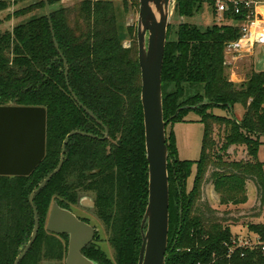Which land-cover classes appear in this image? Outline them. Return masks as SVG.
<instances>
[{
  "label": "trees",
  "instance_id": "obj_1",
  "mask_svg": "<svg viewBox=\"0 0 264 264\" xmlns=\"http://www.w3.org/2000/svg\"><path fill=\"white\" fill-rule=\"evenodd\" d=\"M20 1L0 0V13ZM61 1L48 0L51 24L41 0L11 16L38 14L0 33V107L47 111L46 156L41 165L29 177L0 176V264H14L29 243L34 210L40 230L21 264H65V239L50 234L44 223L54 202L71 209L86 197L94 200L115 259L96 244L86 247L84 256L98 264H138L149 169L137 29L126 25L127 10L116 0L54 7ZM204 3L218 15L213 0H176L174 16L180 23L175 31L171 24L168 28L162 74L167 128L186 122L193 112L204 133L199 161H181L174 132L166 129L170 229L165 264H264V223L248 226L259 245L244 247L232 233L233 220L230 227L203 201L212 169L210 181L222 206L246 205L247 185L252 182L264 214V164L257 158L264 145V70H251L243 83L231 81L227 55L242 37L246 17L229 11L223 17L231 24L206 29L184 21L199 14ZM126 41H131L130 48L124 47ZM75 131L94 137L69 139L61 171L36 195L32 206L31 194L57 169L64 141ZM232 147H244L249 159L226 160ZM194 164L197 174L188 191Z\"/></svg>",
  "mask_w": 264,
  "mask_h": 264
},
{
  "label": "water",
  "instance_id": "obj_2",
  "mask_svg": "<svg viewBox=\"0 0 264 264\" xmlns=\"http://www.w3.org/2000/svg\"><path fill=\"white\" fill-rule=\"evenodd\" d=\"M44 2L46 15L51 24L49 2L48 0ZM173 3L174 0H140L137 39L149 169V199L141 225L142 246L138 264H165L169 243L170 188L166 134L169 121H165L163 114L162 74ZM51 29L53 32L52 25ZM53 37L55 47L59 51L54 33ZM65 65H67L66 62ZM73 96L78 101L74 94ZM84 110L97 120L90 111L86 108ZM77 135L94 137L78 131L68 135L63 144L59 166L31 194L32 206L36 195L44 190L61 171L66 145L71 137ZM46 136L47 111L45 108L0 107V176H31L45 159ZM34 213L35 227L32 237L14 264H21L37 240L40 221L36 210ZM47 231L53 235L70 237L66 264H97L82 254L83 249L93 242L95 230L81 222L70 211L54 204L47 221Z\"/></svg>",
  "mask_w": 264,
  "mask_h": 264
},
{
  "label": "rangeland",
  "instance_id": "obj_3",
  "mask_svg": "<svg viewBox=\"0 0 264 264\" xmlns=\"http://www.w3.org/2000/svg\"><path fill=\"white\" fill-rule=\"evenodd\" d=\"M41 0H23L20 1V4L17 6V8L14 9V12L27 8L28 6L34 4L35 2H39ZM83 0H62L59 3H56L54 7L59 6H73ZM238 1H246V0H238ZM249 1V0H248ZM116 3L124 6V8L127 10L126 13V25L127 26H134L136 29H138V21H139V11H140V0H116ZM176 0H174V3L172 4V14H171V20L170 24L173 26L174 31L178 27L180 23V19L175 18L174 16V8H175ZM264 10V9H263ZM7 12L0 13V33L6 32V31H12L13 28L19 24L20 22H23L27 20L29 17H31L34 14H38L39 11H35L33 14L25 16V17H14L12 18L11 14H8ZM13 12V13H14ZM218 14V13H217ZM11 16V18H10ZM184 21L189 22L190 24L196 25L198 27H201L202 29H206L208 27H211L215 24L223 25V24H231V22L224 21V17L220 14L216 15L214 12V7L210 5L209 3H204L203 7L199 14L195 15L191 19H185ZM173 33V37H174ZM138 43V39H137ZM125 48L131 47V41H126L124 43ZM231 60V54L229 55ZM229 60V61H230ZM243 61V62H242ZM231 63V61H230ZM255 63V70L260 72L261 70H264V45L258 44L255 47L254 51V57H250L245 59H242L239 61V66L237 64L236 72L242 78L243 83L246 78L249 76L251 72V68L253 67V64ZM252 66V67H251ZM228 74L231 79V64L228 66ZM243 112V110H242ZM217 115L219 116H226L225 112L222 111H216ZM199 117L191 112L186 116L185 121L186 122H175L172 125H170L169 128H167V132L173 131L175 135V141H176V150L178 158L181 161H192L197 162L199 161L201 157V149H202V140H203V133H204V127L203 124L199 122ZM217 142L220 141V137L216 136ZM258 160L264 164V145L260 147L258 155ZM248 154L246 152V149L244 147H232L228 155L226 156V160L228 161H241V160H248ZM212 173V169L209 170V173L206 176V182L203 187V201L207 202L210 207H212L214 210L217 211V216L219 218H224L228 220L227 224L231 227V219L233 220V227H232V233L239 244L243 243H249V244H255L257 242L256 236L252 233H250L248 226L250 224H259L264 223V214H262L260 202L257 195V190L255 185L252 182H248L247 185V191H248V197L249 201L244 206L239 207H233L231 205L229 206H222L220 204V198L219 195L216 193L214 189V184L212 181H210V175ZM197 174V165L194 164L192 167L191 175L187 182V190L190 191L194 185V180ZM85 206H90V203H88ZM80 205L78 206V208ZM78 208H74L75 214L78 216H85L90 220L91 226H94L99 231V237L97 239L98 243L99 240H103V242H100L101 248L106 253L107 257L114 261L115 259V253L113 249L111 248L109 244V234L103 225V223L95 216H92L91 214L85 213L89 212L90 209H84L81 210ZM91 208V207H90ZM51 210V209H50ZM50 214V211H49ZM48 214V217H49ZM262 214V215H261ZM261 215V216H258ZM48 217L44 223V227L47 230V221Z\"/></svg>",
  "mask_w": 264,
  "mask_h": 264
},
{
  "label": "built area",
  "instance_id": "obj_4",
  "mask_svg": "<svg viewBox=\"0 0 264 264\" xmlns=\"http://www.w3.org/2000/svg\"><path fill=\"white\" fill-rule=\"evenodd\" d=\"M216 12L224 15L231 11L235 15H243L246 22L242 25V37L230 46V52L250 54L256 45H264V0H213ZM244 247H257L255 244L241 243ZM264 252V246H262Z\"/></svg>",
  "mask_w": 264,
  "mask_h": 264
},
{
  "label": "flooded vegetation",
  "instance_id": "obj_5",
  "mask_svg": "<svg viewBox=\"0 0 264 264\" xmlns=\"http://www.w3.org/2000/svg\"><path fill=\"white\" fill-rule=\"evenodd\" d=\"M61 155H62V153H61ZM88 203H90V206L88 207V206H85V205H87ZM54 204H57V203H53L52 204V207H53V205ZM58 205V204H57ZM80 205V207L78 208V206ZM59 206V205H58ZM52 207H51V209H52ZM60 207V206H59ZM91 207V208H90ZM61 208V207H60ZM74 208H78V210L79 209H81V210H86L87 208L88 209H90V211L89 212H85V213H88V214H91L92 216H96L97 217V215L95 214V211H94V209H95V203H94V200L92 199V198H90V197H86V198H83L81 201H80V203L78 204V205H76V206H72L71 207V209H64V210H68V211H70L71 213H73L81 222H84V223H86V224H88V225H90L91 226V223H90V220L87 218V217H85V216H78L77 214H75V212H74ZM84 208V209H83ZM63 209V208H62ZM51 211V210H50ZM87 211V210H86ZM50 215V214H49ZM49 218V217H48ZM98 218V217H97ZM99 219V218H98ZM94 230H95V236H94V239H93V242L92 243H90L89 245H87L86 247H88V246H90V245H92V244H96L97 246H99L100 248H101V246L99 245L100 244V242H103V240H99V243H98V241H97V239H98V237H99V234H98V230H97V228L96 227H94V226H91ZM55 236H57V237H59V238H64L65 240H64V242L67 244V256H68V247H69V243H70V237L68 236V235H55ZM85 247V248H86ZM85 248L83 249V251H82V254H83V252H84V250H85ZM102 249V248H101ZM103 250V249H102ZM104 251V250H103ZM67 256H66V258H65V264H66V259H67ZM83 256H84V254H83ZM87 258V257H86ZM98 264V263H97Z\"/></svg>",
  "mask_w": 264,
  "mask_h": 264
},
{
  "label": "crops",
  "instance_id": "obj_6",
  "mask_svg": "<svg viewBox=\"0 0 264 264\" xmlns=\"http://www.w3.org/2000/svg\"><path fill=\"white\" fill-rule=\"evenodd\" d=\"M19 4L20 3H18L17 5H13V7L9 10L8 14L9 13L13 14L14 9L17 8V6ZM254 51H255V49H254ZM254 51L252 53H250V54H239V53H236V52H229V54L227 55V65L229 66L231 64V81H233L234 83H241L242 82V78H240V76L237 74L235 66H237V64L239 66V61L242 60V59L246 60L247 58L254 57ZM230 54H231V60H230V57H229ZM229 60L231 61V63H230ZM251 70H253L255 72H258V71L255 70V63L253 64V67L251 68ZM261 71H263V70H261Z\"/></svg>",
  "mask_w": 264,
  "mask_h": 264
}]
</instances>
